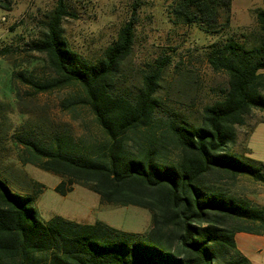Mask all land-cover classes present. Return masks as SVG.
Listing matches in <instances>:
<instances>
[{"label": "trees", "instance_id": "1", "mask_svg": "<svg viewBox=\"0 0 264 264\" xmlns=\"http://www.w3.org/2000/svg\"><path fill=\"white\" fill-rule=\"evenodd\" d=\"M55 1L40 37L29 43L30 50L45 55L54 77L41 82L25 70L13 71L11 78L35 94L77 87L79 96L65 107L86 108L100 139H57L55 146L45 145L22 126L13 135L15 146L22 148L20 160L58 177L57 194L83 187L102 204L148 210L151 226L142 235L61 217L44 223L34 206L41 186L35 196H23L0 178V264H249L235 235H264V207L233 189L241 177L264 185V167L230 148L236 127L253 110L264 112V42L246 49L229 39L210 51L208 63L214 72L227 74L228 88L221 99L204 106L200 125L191 126L174 116L156 117L160 104L155 95L167 58L148 67L135 91L121 88L119 73L132 49L134 16L100 58L89 61L68 45L62 19L70 13L66 0ZM230 2L177 0L173 13L211 33ZM255 17L264 33V8Z\"/></svg>", "mask_w": 264, "mask_h": 264}, {"label": "rangeland", "instance_id": "2", "mask_svg": "<svg viewBox=\"0 0 264 264\" xmlns=\"http://www.w3.org/2000/svg\"><path fill=\"white\" fill-rule=\"evenodd\" d=\"M176 1L66 0L70 14L62 19V26L70 48L84 59L96 61L116 39L120 27L134 16L132 49L119 73L121 88L135 91L148 67L157 59L167 58L155 95L160 104L156 117L174 116L182 123L198 126L204 106L221 99L228 88L227 74L214 72L208 63L210 51L229 39L246 49L262 44L264 33L255 11L264 8V0H231L229 12L220 11L218 25L211 33L178 19L173 13ZM55 4V0H0V102L4 103L0 109V178L23 196H35L41 186L34 206L44 223L61 217L144 235L151 226L148 210L102 204L96 194L79 186L61 196L55 192L58 177L20 160L22 148L15 146L13 135L22 126L45 145L55 146L57 139L68 143L100 139L86 108L65 107L71 98L79 96L77 87L35 94L11 78L13 71L25 70L32 71L41 82L54 77L45 55L30 50L29 43L40 37ZM261 90L264 95V86ZM230 150L264 167V112L253 110L245 124L236 127ZM233 190L252 205H264L263 184L241 177ZM252 239H256L254 243L240 240L238 249L249 264H264V240Z\"/></svg>", "mask_w": 264, "mask_h": 264}, {"label": "crops", "instance_id": "3", "mask_svg": "<svg viewBox=\"0 0 264 264\" xmlns=\"http://www.w3.org/2000/svg\"><path fill=\"white\" fill-rule=\"evenodd\" d=\"M254 206L264 207V205H258V204L254 205ZM252 238H260V239L264 240V235L256 236V235H250V234H245V233H237L235 235V241H236L237 247H238V245L240 243V240L243 241L244 239L249 240L251 243L252 242L254 243L255 242L254 240H256V239H252Z\"/></svg>", "mask_w": 264, "mask_h": 264}]
</instances>
